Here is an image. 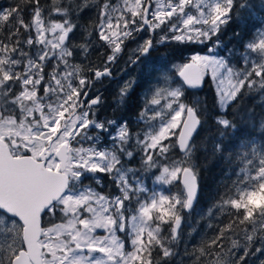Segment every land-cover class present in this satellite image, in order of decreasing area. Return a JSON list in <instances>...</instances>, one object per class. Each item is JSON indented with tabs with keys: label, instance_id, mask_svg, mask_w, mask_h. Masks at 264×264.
Returning a JSON list of instances; mask_svg holds the SVG:
<instances>
[{
	"label": "snow or ice",
	"instance_id": "1",
	"mask_svg": "<svg viewBox=\"0 0 264 264\" xmlns=\"http://www.w3.org/2000/svg\"><path fill=\"white\" fill-rule=\"evenodd\" d=\"M204 2L200 0L195 5L199 16L186 14V6L192 0H176L175 4L167 5V10L157 5L154 11L151 0H123L120 6L112 0H54V6L43 0H15L11 7L0 8V163L3 165L0 216L7 217L11 224L6 226L0 219V264H162L174 255L170 244L182 236L183 210L193 208L198 194V173L191 157L193 136L203 122L201 113L181 101L183 91L179 88L163 97L157 92L151 99V105H161V100H166L164 107L169 110L156 112L152 119L169 118L146 140L136 134L135 143L144 152L145 168L163 167L157 179L165 184L180 181L182 189L175 196L153 194L141 203L139 193L145 189L132 185L118 167L121 155L133 156V151L128 149L133 135L127 126L121 127L111 151L82 146L85 141L96 144L88 131L93 125L104 130L112 123L90 118L100 103L99 97L90 98L88 103L85 100L89 99L94 83L110 74V65L118 59L122 44L134 32L148 29L164 32L155 41L147 39L138 49L140 52H147L165 39L205 43L221 32L236 14L238 4H244L243 0H213L206 12L201 7ZM89 8L97 13L96 24L91 30L84 29L85 43H76L74 37L84 27L79 23L80 13ZM182 15L186 18L181 27L178 18ZM97 42L109 48L110 54L101 67L87 66L89 76L80 64L74 63V57L79 49L86 59L88 48ZM247 46L262 54L250 71L235 72L223 58L194 55L190 63L179 66V75L188 87L197 88L206 77L224 85L226 74L228 87L219 88L222 105L238 101L249 89L264 93V35ZM217 123L232 126L223 117ZM170 136L176 140L169 141ZM177 147L183 158L171 159L169 153ZM252 152L256 155L255 149ZM247 163L251 165L253 161L249 159ZM85 171L109 174L115 171L120 195L109 199L91 189L77 188ZM34 185H39V189ZM261 194H264V154L258 155L255 175L249 173L236 197L225 201L234 210L233 218L218 230L211 245L201 247L198 254L212 256L214 253L209 249L213 247L220 253L224 241L230 239V233H235L237 227L243 233L244 243L231 239V246L208 264H244L250 253H264V204L249 203L250 198ZM133 198L139 204V216L130 217L133 250L126 251V242L118 233L126 230L129 219L126 202ZM42 216L59 217L67 222L56 224L47 220L45 223L53 226L42 227ZM246 224L252 225L251 232L242 227ZM99 229L106 234L97 235ZM256 232L259 235H253ZM257 242L259 247L253 248ZM236 251L243 254L226 259Z\"/></svg>",
	"mask_w": 264,
	"mask_h": 264
},
{
	"label": "rangeland",
	"instance_id": "2",
	"mask_svg": "<svg viewBox=\"0 0 264 264\" xmlns=\"http://www.w3.org/2000/svg\"><path fill=\"white\" fill-rule=\"evenodd\" d=\"M254 1H256V4L260 7V9H264V0ZM112 2L117 6H120L123 3V0H112ZM175 2L176 0H151V3L153 5V8L151 10L154 11L157 5L161 7V9L167 10V5L170 3L175 4ZM212 2L213 0H205L204 4H202L201 7H203L207 12V5ZM249 2L250 0H243L244 4H238L239 9L237 10L239 12H244V9H247L248 7ZM198 3H200V0H192V3L186 6V14L199 16V10L195 7V5ZM45 4L54 6V0H46ZM9 7H11V0H5L2 8ZM118 14L119 13H114V15ZM260 14L262 13L255 14L254 18L259 16ZM184 18H186V16L183 15L178 18V24L181 27L183 26L182 21ZM96 19L97 13L94 9H85L80 13L79 23L84 27L74 37L76 43H85V39H82V37L86 35L84 29L91 30L96 24ZM258 26L259 27L256 31V34L250 42H258L261 36L264 35V15L260 16ZM93 36H95V33H93ZM162 36H164V32L162 29L154 30L153 34H151L150 29H148L140 31L138 33L134 32L132 37L124 41V43L122 44V51L118 54V59L114 64L110 65V69H113V74L111 75V77L109 76V87L107 89V91H109L110 98L108 99L106 104H104V102L100 100L101 106L97 108L96 111H94V114H90V118L95 119L99 122L112 121V123L109 124L108 127L104 130L97 129L96 126L93 125L88 131L93 135L96 144L92 145L91 141H85L82 143V146L84 147L95 146L98 150L111 151V149L113 148L114 138L116 137L119 129L125 126L128 127L129 133L133 135V138L129 141L128 149L130 151H133V156L128 157L126 155H121V165H119L118 167H120L121 171L126 174L129 182L132 185L137 188L143 187L145 189L143 193H139L141 203L149 200L153 194H163L169 196L180 194L177 189V185H181L180 181H175L172 184H165L157 179V177L162 174L163 167H144L142 159L144 152H142L135 143L136 134H139L142 139L146 140L149 134L158 130L159 127L165 124L167 122V119L169 118L168 116H162L156 117V119L154 120L152 119V117L158 111L162 113H167L169 111L166 107H164V105L167 103V101L164 99L161 100V105H151L150 101L154 96H156L157 92H159L161 97H163L166 96L167 92L170 90H174L177 88L182 89L183 96L181 98V101L187 106L192 107L185 102L184 94L186 88L178 79L179 66L183 65L186 62L173 60L165 50H168L167 48L170 46L181 49L183 45L203 46L209 42L206 41L205 43H180L165 39L163 43L154 44V46L147 51V55H143V53L145 52H140L138 50L147 39L151 38L155 41ZM221 48L222 44L219 41L215 40L213 46L209 47L207 52H196L187 55V62H189L191 60V57L194 55H208L216 58H223L228 66L233 68L235 72H244L250 71L254 64L261 60V53L254 52L249 49L248 46H246L247 51L241 54L242 62L244 63V69H238V66L233 64L229 60V57L220 54ZM109 54L110 49L103 46L102 43L97 42L95 44H92L88 48L86 59L81 53V50L77 49L76 56L74 57V63L80 64L81 67L85 69L86 75H89V72H87V66H102L105 57ZM235 54H238V52H235ZM90 56L93 57L94 61L89 60ZM205 80L210 81V86L214 89L218 97L220 109L222 111L226 110V108L230 104L222 105L220 103L219 91L220 87H223L225 89H227L228 87L226 74L224 85H218L217 81L211 79L210 77H206ZM125 86H127L126 91L122 92V89H125ZM133 92H136L137 96H139L137 105L131 110V113L133 115H127V118H123L121 114L124 113L128 97ZM254 93L259 97V100L264 105V93H262L258 89H254ZM105 105L110 108L109 117H106L105 112H103ZM116 110L117 113H119L118 115H115ZM99 114L101 115V117L103 116V118H99ZM176 131L179 130L177 129ZM175 140L176 137H169V141ZM169 141H165V143H168ZM73 146L76 145L74 144ZM253 149L256 150V155H253ZM175 150H179L178 147L174 148L169 153V156L171 159L180 160L174 155ZM259 154H264V143L261 142V139H257L248 146L244 147L240 157L241 168L237 175V187L235 193L229 199H233L236 197L238 190L244 186L245 182H247L249 173L251 175H255V165L258 164ZM249 159L253 161L251 165L247 163ZM164 166H167V164H165ZM129 169H131V171H129ZM102 174L104 173H92L91 171H85L82 174L80 181L76 185V187L80 190H84L85 188L91 189L97 194L106 196L109 199L113 198L114 196L120 195V190L118 187L120 182L118 179H114L115 171L111 174L108 173L110 176L109 180L113 179L114 183L113 189H111L113 191V194L111 196H107V194L99 192L96 188L90 185H81V181L84 178H87L88 180H94L98 183V185H102L99 182V178ZM241 177H243V179H241ZM249 203L254 206H260L261 204H264V194L253 196L252 198H250ZM126 206L129 209V211L126 213V215L129 217V219L126 221V230L118 233V235H120L126 242L125 250L132 251L133 249L131 248L130 241L133 237V233L132 221L130 217L132 215L139 216V204L137 203L136 199L133 198L130 202H126ZM232 211L234 210H232L230 206L225 202L223 204L212 206L210 208H202L201 206H198L192 213L186 214L185 216L184 213L186 212L185 210H183V219L181 225L182 236L179 239L178 244L177 242L171 243L178 247L177 250H174V255L170 257L172 258L171 264H208L209 261L216 259V255L223 254V252L231 246L230 243L227 245L226 249H222L223 251L221 250V253H216L214 247L210 248L209 250L214 253L212 256H200L198 254V250L206 244L211 245V240L217 236L218 230L222 229L225 215ZM85 215L88 214L85 213ZM0 219L4 220V225L9 227L11 226L10 221L7 217L0 216ZM45 219L46 221L54 220V223L56 224L67 222L64 219L57 222L55 219H61L59 217L45 216ZM137 223H139V220H137ZM257 223L259 224V221ZM51 226L53 225L50 223L45 225V227ZM246 228L249 232L252 231V225H249ZM96 234L105 235L106 232L103 229H99L97 230ZM253 235H259V232L253 233ZM242 237L243 233L241 232V234L236 238L240 240L241 244L244 243ZM226 241L227 240L224 241V246L226 244ZM255 247H259L258 242L253 245V248ZM242 254V251H236L228 255L226 259L231 260L236 256H240ZM261 260H264V253L256 255H251L250 253L244 258V264H260Z\"/></svg>",
	"mask_w": 264,
	"mask_h": 264
},
{
	"label": "trees",
	"instance_id": "3",
	"mask_svg": "<svg viewBox=\"0 0 264 264\" xmlns=\"http://www.w3.org/2000/svg\"><path fill=\"white\" fill-rule=\"evenodd\" d=\"M4 2L5 0H0V8H2ZM43 2L46 3V0H43ZM14 3L15 0H11V6ZM248 4L244 12L234 10L236 14L222 28L221 32L205 45H183L181 49L170 46L165 51L168 52L173 60L187 62V55L196 52L205 53L217 40L222 44L220 54L229 57V60L238 66V69H244L241 54L247 51L246 46L254 38L259 27V18L264 15V9H260L256 1L250 0ZM257 13L262 14L254 18ZM235 52H238V54H235ZM210 85V81L206 80V85L202 91L186 89L184 94L185 102L199 110L203 121L199 132L192 142L191 159L198 173L200 192L198 201L190 213L198 206L210 208L223 204L228 200L235 193L237 187V175L241 168L240 157L244 147L257 139H261V142L264 143V127H262L264 105L254 93V89L246 90L241 97H238V101H233L226 110L222 111L218 97ZM138 99L139 96H137L136 92H133L128 97L124 113L121 114L123 118H127V115H133L131 110L136 107ZM130 103L131 106H129ZM109 110L108 106L103 109L106 117L110 115ZM118 114L116 113L115 115ZM222 117L229 119L232 122V126L224 127L219 125L217 119ZM99 118H103V116L101 117L99 114ZM174 155L179 159L183 157L179 150H175ZM109 179V174L104 173L99 178V182L102 185H98L96 181L88 180L87 178L81 181V185H90L99 192L111 196L113 194L111 189H113L114 183L113 179ZM177 189L178 192L181 191L180 184L177 185ZM232 212L225 215L222 228L233 218ZM190 213H184V216ZM55 220L59 222L62 219ZM45 221L46 219L44 220V227L46 225ZM247 226L249 225L246 224L242 227ZM240 234V228L237 227L235 233H230V239L226 241L224 249L227 248L231 239H236ZM164 235H168V233L165 232ZM170 246L173 250L178 249L173 244H170ZM157 254L158 250H155L153 257L155 258ZM171 260L172 258H167L162 264H171Z\"/></svg>",
	"mask_w": 264,
	"mask_h": 264
},
{
	"label": "flooded vegetation",
	"instance_id": "4",
	"mask_svg": "<svg viewBox=\"0 0 264 264\" xmlns=\"http://www.w3.org/2000/svg\"><path fill=\"white\" fill-rule=\"evenodd\" d=\"M89 60L91 61H94L93 60V57L90 56ZM93 63V62H92ZM96 67H101L100 65L96 66ZM111 72L108 76L106 77H103L99 80H97L94 85L92 86V88L89 90V93H88V97L89 99L88 100H85V103H88L90 102V98H93V97H99L100 100L102 102H104V104H106V102L108 101V99L110 98V94H109V91H107L108 87H109V84H108V80H109V76L111 77V75L113 74V69H110ZM91 75V73L89 72V76ZM101 88V89H100ZM100 89V90H99ZM133 94V93H132ZM131 94V95H132ZM130 95V96H131ZM107 99V100H105ZM101 106V102L96 105V108L94 111L97 110V108H99ZM107 106V105H105ZM129 106H131V103L129 104ZM116 113H117V110H116ZM44 219L45 217L43 218V225H44Z\"/></svg>",
	"mask_w": 264,
	"mask_h": 264
},
{
	"label": "water",
	"instance_id": "5",
	"mask_svg": "<svg viewBox=\"0 0 264 264\" xmlns=\"http://www.w3.org/2000/svg\"><path fill=\"white\" fill-rule=\"evenodd\" d=\"M153 31H154V30L150 29V33H151V34H153ZM143 55H147V52L143 53ZM190 62H191V60H190L189 62H186V63H190ZM106 76H108V75H105V76H103V77H106ZM103 77H101V78H103ZM101 78H100V79H101ZM178 79L183 83V85L185 86L186 89H188V90H192V91H202V90L204 89L205 85H206V80H204V82H203L199 87H197V88H190V87H188V86L184 83L183 78L179 75V73H178ZM200 127H201V126L198 127L196 134H194L193 139H192V142H193L195 136L197 135V133L199 132ZM178 149H179V148H178ZM179 151H180L181 154H183V152H182L180 149H179ZM29 162L32 163V164H35V161H34V160H31L30 158H29ZM2 172H3V165H2V163H0V175H2ZM180 183H181V182H180ZM198 185H199V184H198ZM181 186H182V183H181ZM34 187L37 188V189H39L40 186H39V185H34ZM0 191H3V185H2V182H0ZM199 192H200V189H199V187H198L197 199H196V201L194 202L193 208L195 207V205H196V203H197V201H198ZM193 208H192V209H193ZM192 209H184V210H185L186 213H190V212L192 211ZM44 217H45V216H42V219H41V226H42V227H43V218H44Z\"/></svg>",
	"mask_w": 264,
	"mask_h": 264
}]
</instances>
